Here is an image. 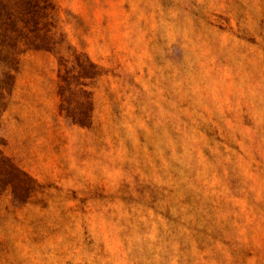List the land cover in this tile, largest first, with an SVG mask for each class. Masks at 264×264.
<instances>
[{"label":"rangeland","instance_id":"1","mask_svg":"<svg viewBox=\"0 0 264 264\" xmlns=\"http://www.w3.org/2000/svg\"><path fill=\"white\" fill-rule=\"evenodd\" d=\"M54 2L91 123L26 53L0 136L38 186L0 190V264H264V0Z\"/></svg>","mask_w":264,"mask_h":264},{"label":"trees","instance_id":"2","mask_svg":"<svg viewBox=\"0 0 264 264\" xmlns=\"http://www.w3.org/2000/svg\"><path fill=\"white\" fill-rule=\"evenodd\" d=\"M54 0H0V122L13 90L20 61L28 51L44 50L60 55L59 95L61 110L73 123H91L92 90L90 83L99 72L89 56L73 47L75 67L65 70L68 58L60 54L67 40L56 18ZM65 70V71H64ZM0 136V190L11 188L17 204L28 201L38 186L37 180L20 168L3 150Z\"/></svg>","mask_w":264,"mask_h":264},{"label":"crops","instance_id":"3","mask_svg":"<svg viewBox=\"0 0 264 264\" xmlns=\"http://www.w3.org/2000/svg\"><path fill=\"white\" fill-rule=\"evenodd\" d=\"M28 52H30V51H28ZM28 52H26V53H28ZM33 52H37V53H45L46 51H44V50H34ZM47 52H48V51H47ZM26 53H25V54H26ZM25 54H23V56H24ZM23 56H22V57H23ZM21 59H22V58H21ZM20 62H21V61H20ZM20 64H21V63H20ZM19 68H20V67H19ZM19 70H20V69H19ZM19 70H18L17 75H19V72H20ZM17 77H18V76H16V81H17ZM14 90H15V89H14Z\"/></svg>","mask_w":264,"mask_h":264}]
</instances>
